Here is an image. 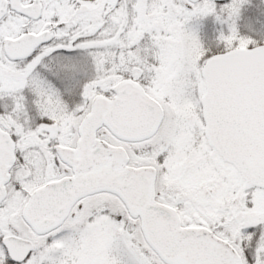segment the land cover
<instances>
[{
  "label": "snow or ice",
  "instance_id": "snow-or-ice-1",
  "mask_svg": "<svg viewBox=\"0 0 264 264\" xmlns=\"http://www.w3.org/2000/svg\"><path fill=\"white\" fill-rule=\"evenodd\" d=\"M0 264H264V0H0Z\"/></svg>",
  "mask_w": 264,
  "mask_h": 264
}]
</instances>
